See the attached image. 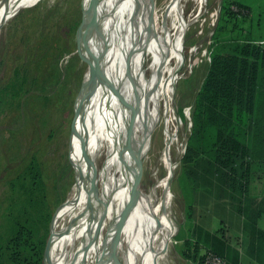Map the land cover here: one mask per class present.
I'll return each mask as SVG.
<instances>
[{
  "label": "rangeland",
  "instance_id": "1",
  "mask_svg": "<svg viewBox=\"0 0 264 264\" xmlns=\"http://www.w3.org/2000/svg\"><path fill=\"white\" fill-rule=\"evenodd\" d=\"M3 1L0 0V5L7 0ZM34 1H28V4L0 26V86L6 84L16 69H20L26 77L28 88L31 86V90L22 97L29 118L23 115V118L16 120L15 116H9L11 113L1 118L0 242L7 237L12 226L5 212L16 210V206H9L6 197L11 190L9 180L18 175L31 157H35L42 171L45 195L51 213L47 224L46 243L52 219L70 196L75 182L76 171L73 165L75 136L71 141V127L81 108H86L90 100L86 95L80 96L87 69V62L78 50L79 32L84 16L82 0ZM171 1H143V15L151 30H157L163 24L166 8ZM194 1L183 0L180 4V16L183 17L185 14L188 23L182 37L183 56L173 82L169 113L166 116L163 100L160 106L156 105L151 119L150 134L145 139L137 162V168L139 164L141 165L136 176L137 185L143 196L145 195L146 206L150 211L159 207L158 214H152L149 222L153 224L157 222L160 229L157 237H152L153 242L157 244L160 264L190 263L179 254L177 241L174 239L185 210L180 192L184 186L178 179V174L181 171L184 147L192 126L191 114L196 94L208 69L210 51L213 48L212 35L223 0H203L199 10ZM261 4L264 11V0ZM253 22L249 21L250 25L247 24L245 27L252 26ZM260 23L262 26L259 31L264 34V17ZM153 50L152 40L140 47L142 65L145 67L153 58ZM43 70L46 72L41 74ZM143 90L146 93L148 86L144 85ZM78 98L80 107H77ZM12 120L14 122H11ZM167 139H171L167 153L173 164L169 187L172 198L167 214L164 215L163 206L166 200L163 187L159 183L167 173L163 163ZM260 185V188H264V183ZM231 201V206H234L236 200ZM227 210L230 211V215L218 208H213L212 212L226 223L222 227L228 230V236L234 240L241 228L243 229V223H250V219H243L232 212V209ZM238 222L240 228L237 227ZM167 225L170 226V236L168 240L161 242ZM43 230L42 228V234ZM244 234L248 235L246 232ZM245 239L249 240L244 248L250 257L248 262L264 264V235L257 237L252 243L248 236ZM125 249L129 256L127 255L120 264H144L136 246L129 239L125 243ZM50 260L52 264L51 256Z\"/></svg>",
  "mask_w": 264,
  "mask_h": 264
},
{
  "label": "bare ground",
  "instance_id": "2",
  "mask_svg": "<svg viewBox=\"0 0 264 264\" xmlns=\"http://www.w3.org/2000/svg\"><path fill=\"white\" fill-rule=\"evenodd\" d=\"M28 1L32 0H7L1 4L0 24ZM143 1L83 0L87 14L79 50L87 59V69L81 95L88 94L86 85L96 60L105 65V79L103 83L94 82L96 92L88 94L89 103L80 111V116L84 112V123L78 124L79 137L75 136L73 146L75 182L55 215L52 232L59 234L51 246L52 264H120L129 256L125 249L128 239L144 264L161 263L157 244L152 240L159 226L149 222L159 207L150 211L145 195L137 188L134 207L128 214L125 210L132 187L129 169L135 167L130 151L135 149L138 162L157 104L160 106L163 100L166 116L169 113L188 20L179 13L183 0H172L163 24L151 30L143 15ZM195 1L199 10L203 0ZM149 40L154 42L153 58L145 67L140 47ZM144 85L148 86L146 93ZM77 101L80 103V98ZM166 141L163 163L167 173L159 183L166 200L164 215L172 198L169 187L173 170L167 153L171 139ZM85 172L96 191L97 200L92 203L89 181L83 178ZM170 233L167 225L161 242L168 240Z\"/></svg>",
  "mask_w": 264,
  "mask_h": 264
},
{
  "label": "trees",
  "instance_id": "3",
  "mask_svg": "<svg viewBox=\"0 0 264 264\" xmlns=\"http://www.w3.org/2000/svg\"><path fill=\"white\" fill-rule=\"evenodd\" d=\"M261 2L222 1L212 35L208 69L196 94L192 126L178 174L186 198L187 184L216 198L229 195V199L236 200L248 195L251 182L264 180V34L259 31L264 11ZM251 20L255 23L245 27ZM30 90L20 69L13 71L6 84L0 86V124L1 118L10 113L16 120L23 115L29 118L22 97ZM9 182L11 190L6 197L9 206H16V210L5 212L12 226L0 242V264H44L51 213L37 158L31 157ZM246 224L245 230L251 222ZM193 235H186L179 228L174 236L176 241H181L177 243L179 254L189 264H202L206 252L221 256L226 264H241L238 250L227 245L220 237L223 235L206 233L198 235L199 238ZM257 237L255 233L250 235L252 240ZM201 244L205 246L203 253H200Z\"/></svg>",
  "mask_w": 264,
  "mask_h": 264
},
{
  "label": "crops",
  "instance_id": "4",
  "mask_svg": "<svg viewBox=\"0 0 264 264\" xmlns=\"http://www.w3.org/2000/svg\"><path fill=\"white\" fill-rule=\"evenodd\" d=\"M260 183H264V180L251 182L248 195L241 196L240 198L238 197L236 201H234V206H231L232 201L229 199V195L216 198L206 194L202 189L197 188L198 190H196L191 188V185L187 184V198L180 190L181 198L185 204V210L177 230L183 228L186 235H192L194 233L193 236L197 238H199L198 235H204L206 233H212L217 236L223 235V237H220L225 239L226 244L238 250V260L240 263L250 264L248 262L250 257L246 254L247 250L244 249L249 240L245 238L246 236L250 238L252 233H255L259 237V232H264V188H260ZM213 208L224 210L228 215L231 213L227 209H232V212L241 216L243 219L249 218L251 224L249 228L245 230L244 228L247 225L243 223V229L241 228L240 233L238 234L237 232L238 235L232 240L230 236L228 238V230L222 227V225L224 224L225 226L226 223L215 215L216 213L214 214L212 212ZM253 226L255 228H253ZM237 227L240 228L239 222L237 223ZM194 231L199 232L196 234ZM244 231L248 233V235H245ZM250 240L251 242L254 241L251 238ZM176 243H181V241L179 240ZM201 246L203 248H200V253H203L205 252V246L202 244Z\"/></svg>",
  "mask_w": 264,
  "mask_h": 264
},
{
  "label": "water",
  "instance_id": "5",
  "mask_svg": "<svg viewBox=\"0 0 264 264\" xmlns=\"http://www.w3.org/2000/svg\"><path fill=\"white\" fill-rule=\"evenodd\" d=\"M82 8H83L82 10L84 11V16H83V22H82V25H81V29H80V32H79L78 50H79V39H80L82 27L84 25L85 18H86V14H87V7L84 6L83 0H82ZM15 13L16 12H14V13H12L10 15L5 16L3 18L0 26L8 18L12 17ZM79 52H80V50H79ZM81 55H82V57L87 62V59L85 58V56L82 53H81ZM104 79H105V65H104V63H100L99 61L96 60V63L94 64V67L91 69V73H90L89 78H88V82H87V85H86V92H88V94H90L91 96H93L95 94V92H96V89H97V87L94 84V82L96 80H98L100 83H103ZM83 86H84V81H83L82 86H81L80 95H81V92L83 91ZM88 94L85 93V95L90 98V96ZM77 107H80L79 106V103H78V106ZM83 118H84V112L82 113L81 116H80V113L77 114V118H76V120L74 121V123L72 124V127H71V133H70V140L71 141H72V137H74V136H76L77 138L79 137V134H78L79 133L78 132V124L79 123L80 124H83L84 123ZM185 148H186V145L184 147V150H185ZM80 152H81V150H80ZM130 158L132 159L133 162L135 161V167H132L131 169H129L132 172V187L130 189V192H129V195H128V198H127L126 204H125V210H126V213L127 214L129 212H131L132 208L134 207L136 190L138 188V185H137V177L136 176H137V172H138V170H139V168L141 166L139 164V167L137 168L136 152H135V149L134 148H132L131 151H130ZM83 178H84V180L89 181L91 203H92V201L95 202L97 200V198H96V191H95L94 183H93L92 179H90L88 177V175H87L86 172L84 173ZM54 218H55V215H54V217L52 219L51 229H50V232H49V235H48L47 241L45 243V247H44V252H43V262H44V264H50L51 263V260H50V248H51L52 242L54 241V239L59 234V233H53L52 232V226H53V223H54ZM67 227L69 228L70 225H68Z\"/></svg>",
  "mask_w": 264,
  "mask_h": 264
},
{
  "label": "built area",
  "instance_id": "6",
  "mask_svg": "<svg viewBox=\"0 0 264 264\" xmlns=\"http://www.w3.org/2000/svg\"><path fill=\"white\" fill-rule=\"evenodd\" d=\"M202 264H226V261L221 256L211 252H206Z\"/></svg>",
  "mask_w": 264,
  "mask_h": 264
}]
</instances>
